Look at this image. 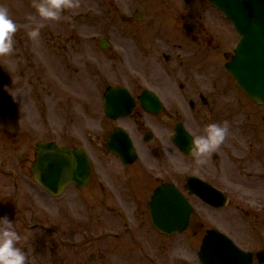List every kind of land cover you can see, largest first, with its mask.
<instances>
[{"label": "rangeland", "instance_id": "rangeland-1", "mask_svg": "<svg viewBox=\"0 0 264 264\" xmlns=\"http://www.w3.org/2000/svg\"><path fill=\"white\" fill-rule=\"evenodd\" d=\"M146 1L79 0V7L65 9L60 20L41 21L32 0H0V5L9 9L11 18L17 24L14 51L0 56V159H8V171L11 168L20 171L25 192H38L42 205L47 207V211L41 209L39 215L45 218L44 212H48L51 204L64 201L66 196L54 199L37 186L30 174L36 142L56 141L63 145L85 147L95 165L94 179L87 189L88 233L142 232L149 237L148 254L153 258L148 264H202L198 251L203 236L194 237L188 233L172 238L163 236L151 228L144 213L135 214V217L131 208L116 206L112 202L110 206L114 209L110 212L93 197L99 193L96 186L99 157L116 159L105 146L108 136L113 128H127L130 123V120L106 118L103 109L106 87L122 85L135 94L140 93L152 85L146 78V60H152V67H148V74L151 75L160 72L159 60H166L168 56L176 61V53L180 52L186 58L187 52L191 51L189 48H171V44L168 46L162 41L163 34H153L152 28L147 32L145 25L148 18L133 19L132 14L137 10L146 11ZM150 1L152 14L158 15L162 21L165 5L158 0ZM193 1L197 9L204 11L199 12L198 17L205 29L214 34V39L219 33L224 40L223 49L228 52L234 50V40L237 39L234 27L212 8L208 0L183 2L188 7ZM37 22H42L43 27L39 38L32 40L28 33ZM210 25L219 32L212 31ZM103 37L109 41L108 48L100 46ZM231 85L232 91L224 98L221 111L204 112L202 117L196 116L195 119L201 122L207 119L208 123L228 121L229 133L215 151L220 156L222 168L232 170V184L228 186L231 188L229 207L242 201L241 208L247 210L249 205L244 202L246 200H257L261 207L264 206V108L251 101L235 82ZM180 117L186 120L192 131L199 127L194 124L192 114H181ZM154 119L148 116V120ZM142 140L138 138V148L143 156L145 144ZM5 142L9 144L10 155H5L1 149ZM173 157L184 166L195 159L193 155L185 160L179 155ZM8 180L12 184L11 179ZM198 207L197 210L204 213L202 207ZM211 215L204 213V221L224 223L222 218L213 213ZM255 223L259 234L245 232L244 227L240 228L235 221L231 231L243 248L264 250V208ZM42 225L48 230V220ZM103 242L107 243V240ZM89 245L93 250L91 243ZM253 264L264 263L255 260Z\"/></svg>", "mask_w": 264, "mask_h": 264}, {"label": "flooded vegetation", "instance_id": "flooded-vegetation-1", "mask_svg": "<svg viewBox=\"0 0 264 264\" xmlns=\"http://www.w3.org/2000/svg\"><path fill=\"white\" fill-rule=\"evenodd\" d=\"M183 1L158 0L166 7L162 21L159 20L158 15L152 14L150 0L144 3L145 12L137 10L132 14L133 19L148 18L145 25L147 32L152 28L153 34L162 33V41H165L168 46L171 44V48L181 50L189 48L191 51L187 52L186 58L182 57L180 52L176 53V61L170 60L168 56L164 57L166 60H159L160 72L151 75L148 74V67H152V60H146V78L152 85H147V88L136 94L130 90L136 98V104L131 115L121 118L130 120L125 129L129 131L137 145L138 158L134 163L126 165L112 153V156L116 158L114 160L99 157L100 168L96 185L99 193L94 194L93 197L110 212L114 209V206H110L112 202L116 206L131 208L133 216L144 213L147 215L145 220H148V202L152 197L153 187L156 188L162 183L174 184L186 195L185 197L194 207L189 227H187L189 235L205 236L208 228H216L236 240L231 231L233 221L237 222L240 228L244 227L245 232L256 235L260 230L255 222L260 218L264 206L261 207L257 200L251 199L252 201H244L249 205L247 210L241 208L242 201H239L236 206L229 207L231 188L229 189L228 186L232 184L230 179L232 170L222 168L223 164L216 151L203 157L204 163L202 164H198L193 159L189 165L184 166L173 157L179 155L182 160H185L192 155V153L191 155L185 154L173 142L177 125L183 124L194 136L202 134L208 121L206 119L201 122L195 119L196 116L200 118L204 112L221 111L224 108V98L230 95L231 84L235 82L227 70V63L231 61L233 51L228 52L223 49L224 40L214 27L210 25L211 30L218 33L215 39L214 34L212 32L210 34L205 29L198 17L199 12L203 10L197 9L194 1L192 4L189 2L188 7H185ZM208 1L212 8L223 15L225 21L231 25L226 15L210 0ZM210 52L212 53L208 54ZM224 58H227V61ZM146 89L153 90L156 96L160 97L163 114L160 117L149 113L148 109L140 104L138 96ZM186 113L192 114L195 119L194 124L199 126L195 132L188 127L186 120L180 117L181 114ZM148 116L155 119L148 120ZM138 138L143 139L142 142L145 144H143L145 146L143 147L145 152L142 151L143 156L138 148L140 144ZM2 145L1 149L5 152L4 154L10 155L9 144L5 142ZM224 152H227L226 148ZM8 164V159H0V215L7 214L14 221L21 235L18 243L28 256V264H148V261L152 263L153 258L148 254L149 237L147 234L123 231L88 233L89 194L87 189L94 179L93 161H91L89 184L84 187L70 185L62 195L66 196L64 201L58 204L55 202L54 206L51 204L48 212L42 211L47 216L45 218L39 215L41 209L45 210L47 207L42 205L38 192L33 191L34 194H30V191L25 192L21 185L20 171L16 168L8 171L10 167ZM190 176L201 179L203 183L201 182L199 187L215 189L212 191L214 192L212 197L215 198L213 204L205 203L197 195H192L185 187ZM8 178L17 181L12 185L9 184ZM154 182L155 185L152 186ZM224 195L229 200L228 204L217 206L224 199ZM199 205L205 214L213 213L222 218L224 223L221 224L217 220L212 223L205 222L204 213L197 210ZM47 220L48 230L42 225ZM41 229L48 232L37 231ZM183 234L184 232L166 237L172 238ZM106 240L107 243L103 242ZM90 243L93 250L90 248ZM258 251L260 250L254 251V262L257 260Z\"/></svg>", "mask_w": 264, "mask_h": 264}, {"label": "water", "instance_id": "water-1", "mask_svg": "<svg viewBox=\"0 0 264 264\" xmlns=\"http://www.w3.org/2000/svg\"><path fill=\"white\" fill-rule=\"evenodd\" d=\"M228 17L242 38L236 49L233 62L228 64L229 72L237 79L248 94L264 104V0H214ZM106 48L108 42L101 40ZM140 102L149 112L159 113L161 102L151 91H144ZM135 99L125 87H108L104 95V108L108 117L117 119L131 113ZM123 129H116L108 138L107 147L118 154L126 163L136 159L132 139ZM192 136L182 126L177 128L174 141L186 152ZM90 157L83 148L72 149L57 142H39L36 146V160L31 171L37 184L50 194L60 195L72 183L83 186L90 174ZM193 181V183H192ZM190 181L195 187L196 179ZM194 192L210 202L209 191L196 189ZM192 207L173 185L159 186L150 202V214L154 226L161 232L174 234L187 227ZM209 231L201 247L200 257L204 264H251L252 254L239 249L232 240ZM264 261V253L258 254ZM263 255V256H262Z\"/></svg>", "mask_w": 264, "mask_h": 264}, {"label": "clouds", "instance_id": "clouds-1", "mask_svg": "<svg viewBox=\"0 0 264 264\" xmlns=\"http://www.w3.org/2000/svg\"><path fill=\"white\" fill-rule=\"evenodd\" d=\"M32 6L43 20H60L65 9L79 7V0H32ZM34 19V17H32ZM42 22H37L28 35L37 40L40 36ZM17 24L11 18L9 9L0 5V56L14 51V34ZM229 133V123L212 122L205 125L203 133L192 138L189 151L198 164L204 163L203 157L213 153L225 141ZM21 235L14 221L7 214L0 215V264H28L25 250L19 246Z\"/></svg>", "mask_w": 264, "mask_h": 264}]
</instances>
